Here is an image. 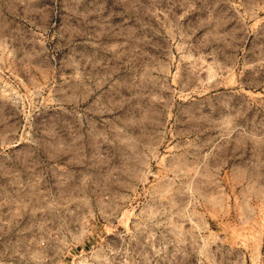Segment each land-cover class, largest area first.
Wrapping results in <instances>:
<instances>
[{"label": "rangeland", "instance_id": "obj_1", "mask_svg": "<svg viewBox=\"0 0 264 264\" xmlns=\"http://www.w3.org/2000/svg\"><path fill=\"white\" fill-rule=\"evenodd\" d=\"M0 264H264V0H0Z\"/></svg>", "mask_w": 264, "mask_h": 264}]
</instances>
